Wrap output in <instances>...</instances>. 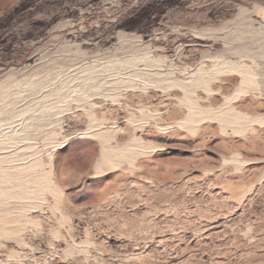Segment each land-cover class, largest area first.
<instances>
[{"label":"rangeland","instance_id":"1","mask_svg":"<svg viewBox=\"0 0 264 264\" xmlns=\"http://www.w3.org/2000/svg\"><path fill=\"white\" fill-rule=\"evenodd\" d=\"M0 264H264V0H0Z\"/></svg>","mask_w":264,"mask_h":264}]
</instances>
